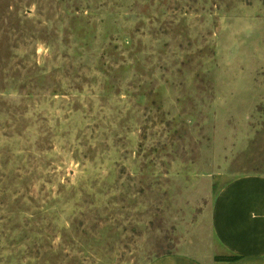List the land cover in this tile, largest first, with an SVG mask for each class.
Instances as JSON below:
<instances>
[{
  "label": "rangeland",
  "instance_id": "1",
  "mask_svg": "<svg viewBox=\"0 0 264 264\" xmlns=\"http://www.w3.org/2000/svg\"><path fill=\"white\" fill-rule=\"evenodd\" d=\"M264 176V0H0V264L231 261L211 210Z\"/></svg>",
  "mask_w": 264,
  "mask_h": 264
},
{
  "label": "crops",
  "instance_id": "2",
  "mask_svg": "<svg viewBox=\"0 0 264 264\" xmlns=\"http://www.w3.org/2000/svg\"><path fill=\"white\" fill-rule=\"evenodd\" d=\"M211 229L221 249L234 257L218 264H264V176H242L225 185L212 206ZM150 264L206 263L173 254Z\"/></svg>",
  "mask_w": 264,
  "mask_h": 264
},
{
  "label": "trees",
  "instance_id": "3",
  "mask_svg": "<svg viewBox=\"0 0 264 264\" xmlns=\"http://www.w3.org/2000/svg\"><path fill=\"white\" fill-rule=\"evenodd\" d=\"M234 259V257H231V260H233Z\"/></svg>",
  "mask_w": 264,
  "mask_h": 264
}]
</instances>
